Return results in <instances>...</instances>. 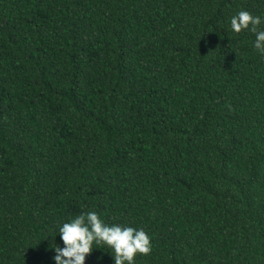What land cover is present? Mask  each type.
<instances>
[{
    "label": "trees",
    "instance_id": "obj_1",
    "mask_svg": "<svg viewBox=\"0 0 264 264\" xmlns=\"http://www.w3.org/2000/svg\"><path fill=\"white\" fill-rule=\"evenodd\" d=\"M240 10L264 0H0V264H55L48 235L86 211L145 230L135 264H264V55Z\"/></svg>",
    "mask_w": 264,
    "mask_h": 264
},
{
    "label": "clouds",
    "instance_id": "obj_2",
    "mask_svg": "<svg viewBox=\"0 0 264 264\" xmlns=\"http://www.w3.org/2000/svg\"><path fill=\"white\" fill-rule=\"evenodd\" d=\"M231 30L255 34L254 48L264 55V16L240 10L230 18ZM59 235L61 244L56 242ZM49 247L55 252V264H85L94 244H106L111 249L114 264H135L137 253L151 252V238L143 228L108 224L96 211H86L59 224L55 234H49Z\"/></svg>",
    "mask_w": 264,
    "mask_h": 264
}]
</instances>
